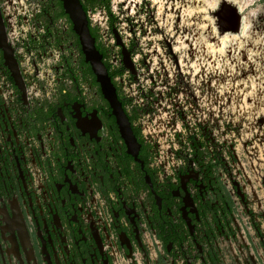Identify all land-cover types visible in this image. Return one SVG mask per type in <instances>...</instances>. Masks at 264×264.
I'll list each match as a JSON object with an SVG mask.
<instances>
[{
  "label": "flooded vegetation",
  "instance_id": "flooded-vegetation-1",
  "mask_svg": "<svg viewBox=\"0 0 264 264\" xmlns=\"http://www.w3.org/2000/svg\"><path fill=\"white\" fill-rule=\"evenodd\" d=\"M78 2L0 0V264H264V0Z\"/></svg>",
  "mask_w": 264,
  "mask_h": 264
},
{
  "label": "water",
  "instance_id": "water-1",
  "mask_svg": "<svg viewBox=\"0 0 264 264\" xmlns=\"http://www.w3.org/2000/svg\"><path fill=\"white\" fill-rule=\"evenodd\" d=\"M64 4H65V8L67 10V12L72 16V18L75 20L77 26L79 25V15H83V11L81 9V6L78 2V0H63ZM85 27V24H84ZM82 37L84 38V41H86L87 36H89L87 33V28L85 27L84 29L81 28L80 31ZM86 43V42H85Z\"/></svg>",
  "mask_w": 264,
  "mask_h": 264
}]
</instances>
